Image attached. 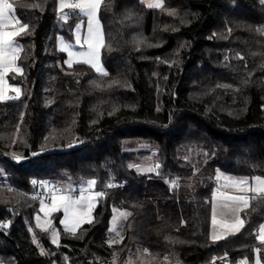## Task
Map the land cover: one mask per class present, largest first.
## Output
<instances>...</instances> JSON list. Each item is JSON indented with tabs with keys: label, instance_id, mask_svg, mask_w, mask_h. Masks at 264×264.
I'll use <instances>...</instances> for the list:
<instances>
[{
	"label": "trees",
	"instance_id": "trees-1",
	"mask_svg": "<svg viewBox=\"0 0 264 264\" xmlns=\"http://www.w3.org/2000/svg\"><path fill=\"white\" fill-rule=\"evenodd\" d=\"M163 5L105 0L99 15L108 75L101 76L84 64L69 68L58 47L59 34L74 40L81 17L61 20L59 0H14L29 29L17 38L21 98L0 102V224L8 223L0 228V264H126L142 249L165 264H207L216 253L232 255L219 264H254L257 255L264 264L257 238L264 202L241 212L246 225L238 234L211 238L217 172L264 176V34L256 31L264 27V0ZM142 142L158 149L156 173L130 167L147 153L135 149ZM188 147L209 158L182 156ZM90 179L106 194L93 223L76 235L60 227L53 244L34 224L41 200L28 195L32 184ZM115 208L132 215L123 242L109 246Z\"/></svg>",
	"mask_w": 264,
	"mask_h": 264
},
{
	"label": "snow or ice",
	"instance_id": "snow-or-ice-1",
	"mask_svg": "<svg viewBox=\"0 0 264 264\" xmlns=\"http://www.w3.org/2000/svg\"><path fill=\"white\" fill-rule=\"evenodd\" d=\"M105 4V0H59V12L61 20H68L70 15L86 18V31L82 34L84 23L76 25L75 45L64 43L61 40V52L67 53L65 63L69 68L74 64H84L94 69L101 76H107L101 63V49L105 46V40L102 28L99 23L98 14L101 7ZM163 0H147L149 9H163ZM32 7H39L33 4ZM67 10V11H66ZM174 15V12H170ZM15 29V30H8ZM29 25L21 21L16 15L14 0H0V102L18 101L21 98V89L6 85L5 78L8 73H23V69L18 66V60L23 48L17 43V37L28 31ZM256 31L264 34V27L256 29ZM79 47V51L75 47ZM238 59H244L238 56ZM111 87V85H109ZM224 87H228L225 85ZM14 91L15 95H8V91ZM36 155V153H33ZM16 161H20L21 157L14 156ZM140 171L154 172L160 166L155 165ZM218 187L213 194V207L211 223L213 227L212 240L227 238V236L238 234L246 225V220L241 218L240 213L252 206V201L264 202V176H253L235 178L231 176H223L217 172L215 177ZM35 183V182H34ZM97 181L90 179L84 182L83 186L78 189L63 188L52 186L48 193V203L40 201V212L44 214L46 219L41 222L40 215L36 216V227L44 232L51 230V241L58 245L60 232L53 226V220L49 218L52 213L62 212L63 219L60 224L67 234L76 235L78 230L84 224L93 223L92 212L96 207L100 198L106 194L103 191H96L95 185ZM113 185L108 184L111 188ZM172 188L178 187L176 180L170 181ZM9 191L12 188L9 187ZM78 192V195L76 194ZM240 193V194H233ZM37 198L36 196L33 197ZM118 215L113 216L110 232L114 234V238L108 241L109 246L120 244L123 242V236L118 229L117 224L120 219L127 220L132 215L131 212H120L115 210ZM219 217V218H218ZM10 223V222H9ZM8 227V223L0 224V228ZM217 229L219 234H217ZM257 238L260 244L264 245V224L260 226ZM147 251V250H145ZM259 248L256 253H259ZM41 254H44L41 249ZM165 260L168 257L164 258ZM239 264H248L246 260ZM255 264H261L259 255L256 257Z\"/></svg>",
	"mask_w": 264,
	"mask_h": 264
},
{
	"label": "rangeland",
	"instance_id": "rangeland-1",
	"mask_svg": "<svg viewBox=\"0 0 264 264\" xmlns=\"http://www.w3.org/2000/svg\"><path fill=\"white\" fill-rule=\"evenodd\" d=\"M141 1L144 4L147 5V0H141ZM10 2H12V0H10ZM153 2H154V0H153ZM99 13H100V11H99ZM16 15H17V13H16ZM98 19H99V23H100L101 28H102L103 36H104L103 25H102V22L100 20V15L99 14H98ZM78 23H84V25H85L84 29H82V34H83V32L86 31V18H84V17L79 18L77 24ZM8 30H15V29H8ZM75 35H76V27L74 29V40H72V41H68L63 35L59 34L57 36L58 47L61 48V40H63V42L66 43V44L67 43H71V44L75 45ZM17 43L19 44L18 39H17ZM75 50L79 51L80 49L77 46V47H75ZM101 56H102V49H101ZM67 58L68 57H67V53H66L65 61L67 60ZM100 59H101V57H100ZM101 63H102V66H103L104 70L107 72V68L104 66V64L102 62V59H101ZM18 66L20 68H22V66L19 63H18ZM18 75H20V73H8L6 78H5L6 85L10 84L13 87H19L21 89L20 83H18V81L15 80ZM12 77L14 78V80H12ZM21 94H22V91H21ZM8 95L14 96L15 92L9 90L8 91ZM135 149H144V150H146L147 153H145L143 155H140L138 157L137 161L131 162L130 167L133 168L134 170H136L138 173H141V174L156 173V171H154V172L140 171L135 166H139L140 169H147L149 167H154L157 164V154H158L157 147H152L149 144L142 142V143H138V145L135 147ZM181 155L190 158L194 162H198V163H202V164L204 162H206L207 159L209 158L208 155H206V153L204 152V150H195V147H188V148L182 149L181 150ZM223 176H226V174H222V179H223ZM231 177H234V176H231ZM83 184H84V182L79 183V184H74V183H68L67 184L66 183V184H60V186L59 185H56V186L57 187H63V188H75V189H78L79 187L83 186ZM217 187H218V184H215L214 192H215V189ZM95 190L96 191H100V190L96 189V185H95ZM214 192H213V194H214ZM233 194H236V193H233ZM42 200L44 201L45 204L48 203V199H42ZM212 207H213V196H212ZM115 210H119L120 212H125V211L129 212L126 209H119V208H115L113 210L112 215L110 217V222H109L110 224H109V229H108V233H107L108 240L114 238V234L110 232V228H111V222H112L113 216L118 215V213ZM93 212H94V209H93ZM93 212H92V216H93ZM37 215H40L41 222L43 223V221L46 219V217L44 216L43 213L40 212V202H39L38 211L36 212V214L34 216V224L35 225H36V219L35 218H36ZM240 215H241V218H242V214L241 213H240ZM49 218H51L53 220V226L60 232V227L63 228V225L60 224V220L63 219V213L62 212L52 213ZM125 221L126 220L120 219L118 221V224H117V227L121 231V234H122V230H123V226H124ZM48 234H49V237L51 239V230H49ZM212 234H213V227H212V223H211V237H212ZM217 234H219V230L218 229H217ZM33 237H34V241L39 244L36 235H34ZM59 243H60V236H59L58 245H59ZM55 245H57V244H55ZM65 260H66V264H70V259L69 258H65ZM255 261H256V259H255ZM126 264H165V263H164V260H162V259H156L155 260V259L151 258L148 255V253H146L145 250L143 251V249H142L135 256L132 255L130 260ZM254 264H255V262H254Z\"/></svg>",
	"mask_w": 264,
	"mask_h": 264
},
{
	"label": "built area",
	"instance_id": "built-area-1",
	"mask_svg": "<svg viewBox=\"0 0 264 264\" xmlns=\"http://www.w3.org/2000/svg\"><path fill=\"white\" fill-rule=\"evenodd\" d=\"M170 179H171V181L176 180V179H172V178H170ZM109 184H112L113 186L117 185V184H115V182H110ZM52 186H55V185L50 184L49 182H35L32 184V188L28 192V195L30 197L36 196L37 199H40V200L47 199L48 193L51 190ZM76 194L78 195V192ZM257 248H259V250H260L259 244H254L250 247V249L255 251V252H256ZM221 261H226L228 263L231 262L232 261V255L229 253L223 254V255L216 253V254H214V256L211 258V260L207 264H219ZM239 261L240 262L244 261V259L240 258ZM53 264H59V263H57V261L54 260Z\"/></svg>",
	"mask_w": 264,
	"mask_h": 264
},
{
	"label": "crops",
	"instance_id": "crops-1",
	"mask_svg": "<svg viewBox=\"0 0 264 264\" xmlns=\"http://www.w3.org/2000/svg\"><path fill=\"white\" fill-rule=\"evenodd\" d=\"M236 194H240V193H236ZM263 224H264V222H263ZM261 264H262V262H261Z\"/></svg>",
	"mask_w": 264,
	"mask_h": 264
}]
</instances>
